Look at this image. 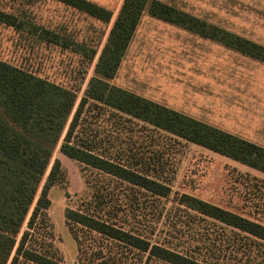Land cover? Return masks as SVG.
Returning a JSON list of instances; mask_svg holds the SVG:
<instances>
[{
	"label": "trees",
	"instance_id": "1",
	"mask_svg": "<svg viewBox=\"0 0 264 264\" xmlns=\"http://www.w3.org/2000/svg\"><path fill=\"white\" fill-rule=\"evenodd\" d=\"M52 1L103 24L112 18L110 10L87 0ZM144 11L264 63L263 45L158 0H122L78 103L76 91L0 60V264H59L47 216L49 191L65 177L58 160L50 165L56 149L91 172L84 181L91 192L89 199L78 210L64 212L79 258L82 244L95 248L84 257L86 264H133L130 252L146 255L143 264H264V179L250 181L247 174H239L247 199L255 198L253 205L246 203L250 205L246 214L176 194L173 201L181 206L176 209L191 216L190 220L180 221L177 233L175 223L167 221L171 217L167 212L161 235L155 238V226L140 229L145 214L139 216L146 212V205L141 211L138 201L145 194L166 201L170 187L149 175L144 163L102 150L100 141L87 134L88 116L96 117L103 110L264 173V147L108 82ZM0 24L23 29L38 42L63 49L74 44L86 53L74 41H63L61 34L1 10ZM96 53L91 49L87 59L92 61ZM94 110L97 115L91 113ZM119 186L129 188L131 194L120 193ZM148 210L154 216L152 204ZM224 232L231 233L233 242L237 239L233 246Z\"/></svg>",
	"mask_w": 264,
	"mask_h": 264
},
{
	"label": "rangeland",
	"instance_id": "2",
	"mask_svg": "<svg viewBox=\"0 0 264 264\" xmlns=\"http://www.w3.org/2000/svg\"><path fill=\"white\" fill-rule=\"evenodd\" d=\"M162 1L264 46V0ZM0 10L57 32L63 41H74L86 49L83 53L74 44L63 49L59 45L41 43L23 29L0 24V60L76 91L78 103L93 76L94 65L112 23L103 24L52 0H0ZM94 48L96 58L89 61L87 54ZM108 82L162 101L218 128L264 142V137L255 135L257 127L264 126V65L153 18L146 11L125 58ZM91 113L97 115L96 110ZM87 125V134L97 143L100 141L102 150L144 163L151 171L149 175L170 187L172 193L166 201L149 194L141 195L138 201L141 211L146 205V212L139 216L145 214L140 229L144 231L149 225L155 226V238L161 235L159 231L167 212H171L167 221L175 223L177 233L181 230L180 221L190 220L191 216L176 209L179 206L173 201L176 194H189L239 214H246L248 204L255 202L252 196L247 199L248 192L239 174H247L249 180L259 174L244 165L150 126L124 117L118 119L103 110L96 117L88 116ZM55 160L60 162L65 177L48 195L51 206L47 216L54 237L52 243L59 264H86L84 257L89 256L88 252L94 253L95 248L82 244L83 256L79 258L64 212L78 210L83 201L89 199L91 192L84 181L91 172L58 149L50 165ZM117 191L131 194L125 186H119ZM151 204L154 216L148 210ZM224 233L233 246L237 239L233 242L231 233ZM45 239L50 241L48 237ZM128 256L133 264H143L146 259V255L135 252Z\"/></svg>",
	"mask_w": 264,
	"mask_h": 264
},
{
	"label": "crops",
	"instance_id": "3",
	"mask_svg": "<svg viewBox=\"0 0 264 264\" xmlns=\"http://www.w3.org/2000/svg\"><path fill=\"white\" fill-rule=\"evenodd\" d=\"M87 1H90V2H92V3H95V4H97V5H99V6H101V7H104V8H106V9H108V10H110L111 12H112V18H111V20H110V22L108 23V24H110V23H112L113 22V20H114V18H115V16H116V13H117V11H118V9H119V7H120V5H121V2H122V0H87ZM158 1H161V2H164V1H162V0H158ZM164 3H166V2H164ZM167 4V3H166ZM169 5H171V6H173V7H175V8H177V9H179V10H181V11H184V12H186V13H189V12H187V11H185V10H182L181 8H179V7H177L176 5H174V4H169ZM189 14H191V13H189ZM192 15V14H191ZM194 16V15H193ZM152 17V16H151ZM196 17V16H195ZM154 18V17H153ZM197 18H199V17H197ZM157 19V18H156ZM201 19V18H200ZM142 20H143V14H142V16H141V18H140V20H139V23H138V25H137V28H136V31H135V33H134V35H133V37H132V40H131V42H130V44H129V46H128V48L131 46V44H132V42H133V40H134V38H135V36H136V34L138 33V30H139V28H140V24L142 23ZM160 20V19H159ZM203 20V19H202ZM163 21V20H162ZM217 26V25H216ZM220 27V26H219ZM228 31V30H227ZM192 34H194V33H192ZM196 35V34H195ZM198 38H200V39H203V40H207V39H204V38H202V37H200V36H198V35H196ZM241 36V35H240ZM244 37V36H243ZM246 38V37H245ZM249 39V38H248ZM251 40V39H250ZM207 41H210V40H207ZM210 42H213V41H210ZM216 43V42H215ZM258 43V42H257ZM219 44V43H218ZM219 45H221V44H219ZM222 46V45H221ZM223 48H225V49H227V50H230V49H228V48H226V47H224V46H222ZM128 48H127V50H126V52H125V54H124V56H123V58L122 59H124L125 58V56H126V54H127V52H128ZM230 51H232V50H230ZM232 52H235V51H232ZM235 53H237V52H235ZM239 54V53H238ZM242 56V55H241ZM244 57V56H243ZM96 58V55H95V57L93 58V59H95ZM255 60V59H254ZM258 63L260 64V65H264V63L263 62H260V61H258ZM132 92V91H131ZM133 93H135V92H133ZM137 94V93H136ZM139 95V94H138ZM142 97H144V98H146V99H149V100H151V101H153V102H156V103H158V104H161V105H163V106H166L167 108H170V109H172V110H175V111H177V112H180V113H182V114H185V115H187V116H189V117H191V118H194V119H196V120H199V121H201V122H204V123H206V124H208L209 122H206V121H204V120H202L201 118H198V117H196V116H192L191 114H188V113H186V112H183V111H181V110H179V109H176V108H171L168 104H166V103H164V102H162V101H156V100H152V99H150V98H148V97H145V96H142ZM208 125H210V126H213V127H216V128H218V126L217 125H215V124H208ZM218 129H221V130H223V131H225V132H228V133H230V134H233V135H236V136H238V137H240V138H242V139H244V140H247V141H249V142H252V143H254V144H257V145H259V146H261V147H264V142L260 139V140H251V139H249V138H246V137H243V136H241V135H239V134H236V133H234V132H231V131H228L227 129H225V128H218ZM255 135H261L262 137H264V126H261V125H259V127H257V129H256V131H255ZM249 169H251V168H249ZM251 170H253V171H255V172H257L258 174H259V176H260V178H262V179H264V173H261V172H259V171H256V170H254V169H251ZM258 176V177H259Z\"/></svg>",
	"mask_w": 264,
	"mask_h": 264
}]
</instances>
